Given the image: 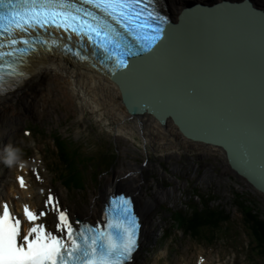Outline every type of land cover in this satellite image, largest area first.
Wrapping results in <instances>:
<instances>
[{"label": "rangeland", "instance_id": "374dc122", "mask_svg": "<svg viewBox=\"0 0 264 264\" xmlns=\"http://www.w3.org/2000/svg\"><path fill=\"white\" fill-rule=\"evenodd\" d=\"M257 2L264 5V0ZM57 94L58 98L48 101L40 118L19 121L17 133L9 135L8 146L0 139V184H18L16 176L26 178L27 174L36 203L43 207L50 190L73 218L89 215L91 209L98 214L100 198L110 183L124 181L117 191L122 192L131 179H139L140 200L149 198L153 204L148 224L142 219V230L147 227V233L141 235L139 250L128 264H264V254H256L250 227L244 222L250 223L249 216L234 205L233 193L250 199L263 220L264 196L230 169L221 149L192 150L185 136L182 140L177 133L166 134V130H152L151 136H145L133 127L136 121L132 118L122 119L109 112L100 115L101 110ZM3 124L10 126L6 119ZM59 135L70 152L62 162L53 143ZM12 148L20 149L21 164L3 162L5 150ZM69 162L84 174V186L67 191L60 183L65 178L60 175L68 173ZM23 164L28 169L26 174ZM194 193L212 196L210 205L229 214L226 223L206 232L203 239L189 234L178 214L189 211L188 203L200 202ZM172 212L177 214L172 216ZM261 249L264 251V244Z\"/></svg>", "mask_w": 264, "mask_h": 264}, {"label": "snow or ice", "instance_id": "6c2138e0", "mask_svg": "<svg viewBox=\"0 0 264 264\" xmlns=\"http://www.w3.org/2000/svg\"><path fill=\"white\" fill-rule=\"evenodd\" d=\"M157 3L158 0H0V94L11 91L25 78L24 71L11 58L34 54L39 38L34 41L31 37L49 29L91 40L103 53L101 64L117 65L113 75L122 69L123 79L132 76L141 62L157 56L169 40L171 21L160 14ZM241 11L264 26V13L258 14L252 7ZM16 179L21 189L26 188L23 177ZM36 179L40 177L36 175ZM111 204V211L104 214L105 223L75 229L67 210L61 208L50 190L41 209H31L24 203L18 214L4 202L0 205V264H128L137 246L139 227L132 214L133 202L118 196ZM49 212L53 214L51 226L42 219Z\"/></svg>", "mask_w": 264, "mask_h": 264}, {"label": "water", "instance_id": "95a60500", "mask_svg": "<svg viewBox=\"0 0 264 264\" xmlns=\"http://www.w3.org/2000/svg\"><path fill=\"white\" fill-rule=\"evenodd\" d=\"M257 3L187 0L181 14L173 15L166 0H158V10L171 21L169 40L125 79L120 76L125 70L113 75L114 62H99L103 54L94 47H80L122 85L134 117L151 114L164 126L173 119L188 139L221 149L230 169L264 196V26L241 11L252 7L264 13ZM185 33L190 34L185 78L164 86L150 83L164 74Z\"/></svg>", "mask_w": 264, "mask_h": 264}, {"label": "bare ground", "instance_id": "6f19581e", "mask_svg": "<svg viewBox=\"0 0 264 264\" xmlns=\"http://www.w3.org/2000/svg\"><path fill=\"white\" fill-rule=\"evenodd\" d=\"M186 1L187 0H166L173 15L181 14ZM189 35L190 34L185 33V35L179 39L178 45L173 52L172 59L163 70L164 74L151 78L149 81L150 83L155 86H158V84L164 86V82L166 81L168 83L167 80L169 79L176 82L179 81V79L185 78V73H188V66L185 65L184 68V62L189 55ZM64 42L69 43L68 39L64 40ZM47 51L48 52L36 54L31 57L22 68L20 67L25 73V78L18 85H14L11 91H8L6 94H0V139L4 146H8L10 143L9 135L17 133L19 121L40 118L39 116L43 112L42 110L47 107L48 101L58 98V91L59 95L62 94L66 96L67 100H78L80 103H84V106H91L93 110H101L100 115L109 112L122 119L132 118L131 120L136 121V125H133V127L139 129V131L145 136H151L152 130L154 132L158 130H166V134L171 131L173 135H176V133L180 135L182 140L185 139L184 141L189 144L188 147L192 150L195 149L203 152H217L220 150L215 145H209L190 139L188 140L173 119L169 121L167 126H164L154 115L151 114L134 117L126 104V94L122 85L114 80L110 73L102 69V67L90 56L87 57L92 60L91 62L86 61L84 58L71 57L67 55L64 50L61 51L57 48ZM138 88H135L134 91H137ZM170 92L174 91L171 90ZM162 97L163 95L157 99L159 100ZM5 119L9 122L10 126H4L3 123ZM171 122L176 126L179 132L172 128ZM124 133L126 132L124 131ZM22 170L23 173H27L28 169L25 164L22 165ZM18 176L21 175L18 174L16 178ZM25 176L26 178L24 181L26 188L24 189H21L19 184H15V182L8 181V184L6 183L7 185L0 184V205L7 202L9 203L10 208H12L13 211H17L18 214L22 213V205L24 203H27L31 209L43 208L41 207L42 205L40 206L39 203L35 202L33 187L29 184L27 174ZM120 184L122 186L124 181L121 183L119 180L109 184L108 191L100 198L98 214L91 209L89 215H74L73 218H70L73 224L78 226L85 222H92L91 224H95L102 221L104 204L108 201L111 193L117 192L118 189L121 190L118 188L120 187ZM140 190L141 183L139 179L133 178L129 181L128 185L123 187L122 193L134 201L136 212L139 214L141 221L144 220V223L147 225L148 211L153 203L149 198L140 200ZM86 218L87 220H84ZM42 219L51 226L53 223V214L49 212V214ZM146 229L141 230L140 237L141 235L145 236L147 233Z\"/></svg>", "mask_w": 264, "mask_h": 264}, {"label": "trees", "instance_id": "16d2710c", "mask_svg": "<svg viewBox=\"0 0 264 264\" xmlns=\"http://www.w3.org/2000/svg\"><path fill=\"white\" fill-rule=\"evenodd\" d=\"M65 141L66 140L63 139L61 135H59V138L53 140L55 148L59 150L58 156L61 162L65 160L66 152L67 154H70V152L63 146ZM67 161H69V158ZM70 164L71 162L68 164L69 170L65 175L66 177L60 175V178H65L64 181H62V184H64L67 189H69V187L74 188V186H79V188L80 186H84V174H81L78 168L72 166L73 163ZM95 172L96 171H94V173ZM81 183L83 185H81ZM194 196L198 198L200 202L197 204L188 203L187 208L189 211H178V214L182 219V224L187 227L186 231L191 235L198 236L199 239H203L207 236L206 232H213L215 229H219L221 224L226 223L229 214L221 207L213 208L210 205L212 196L200 193H194ZM233 196L234 205L242 211L243 215L245 214L249 216L250 223L246 220H244V222L250 227V237L254 241L256 254L258 256L260 252L264 254V251L261 249L262 244H264V220L258 218L260 212L257 210L254 203L250 199L244 197L242 193H233ZM191 205H193V207H191ZM175 214L177 213L172 212V216ZM261 216L264 217L262 214Z\"/></svg>", "mask_w": 264, "mask_h": 264}, {"label": "clouds", "instance_id": "9594fccd", "mask_svg": "<svg viewBox=\"0 0 264 264\" xmlns=\"http://www.w3.org/2000/svg\"><path fill=\"white\" fill-rule=\"evenodd\" d=\"M5 153L6 154L3 160L5 164L11 165L13 163H16V164L22 163L20 159V156H21L20 149L18 148L6 149Z\"/></svg>", "mask_w": 264, "mask_h": 264}, {"label": "flooded vegetation", "instance_id": "af4514ba", "mask_svg": "<svg viewBox=\"0 0 264 264\" xmlns=\"http://www.w3.org/2000/svg\"><path fill=\"white\" fill-rule=\"evenodd\" d=\"M257 5H261V4L257 3ZM262 6H264V5H262Z\"/></svg>", "mask_w": 264, "mask_h": 264}]
</instances>
